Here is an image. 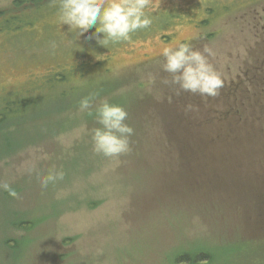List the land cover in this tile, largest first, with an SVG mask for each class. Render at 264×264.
Instances as JSON below:
<instances>
[{
    "label": "rangeland",
    "instance_id": "1",
    "mask_svg": "<svg viewBox=\"0 0 264 264\" xmlns=\"http://www.w3.org/2000/svg\"><path fill=\"white\" fill-rule=\"evenodd\" d=\"M13 1L0 0V9ZM46 1L25 14L19 10L18 29L0 19V114L13 112L0 121V182L19 194L0 190V264H264V218L248 220L252 206L233 196L264 197V177L251 179L253 188L245 190L233 186L234 178L229 187L199 185L197 165L170 160L168 152L180 146L162 141L163 127L153 124L167 111L147 112L135 99L170 79L162 50L188 43L214 53L209 60L223 82V111L250 100V114L264 115V92L256 96L252 89L264 91V0H150L152 25L108 47L88 39L95 26L74 39L61 22L60 0ZM89 94H98L92 116L79 111ZM165 95L172 97L167 85ZM116 96L128 98L126 123L134 134L131 151L110 159L93 152L91 130L99 127L95 106ZM190 106L199 116L205 108ZM235 120L230 133L238 151L226 150L207 168L227 176L224 166L233 163L250 175L264 170V155L253 149L247 155L252 123ZM172 134L183 135L174 128ZM54 168L63 169L64 179L42 189L39 177ZM23 218L29 230L15 225Z\"/></svg>",
    "mask_w": 264,
    "mask_h": 264
},
{
    "label": "clouds",
    "instance_id": "2",
    "mask_svg": "<svg viewBox=\"0 0 264 264\" xmlns=\"http://www.w3.org/2000/svg\"><path fill=\"white\" fill-rule=\"evenodd\" d=\"M150 0H60V19L62 24L70 26L74 39L95 26V32L88 39L95 38L101 45L129 42L133 34L148 29L153 20L146 12ZM103 33V38L99 34ZM163 71L170 74L162 83L178 86L180 92L198 94L201 97H215L222 87V79L209 57L212 50L205 46L202 50L193 48L188 43H180L176 47H165ZM97 59H100L97 57ZM98 94H89L79 101V111L93 115V104ZM189 107H191L189 105ZM127 110L120 104L104 99L95 106V119L99 127L91 130L92 148L97 155L118 159L131 151L130 137L134 129L126 120ZM43 158H46L43 157ZM35 166L28 168L31 173ZM39 175V174H38ZM62 168L49 170L47 175L39 177L42 189L55 185L64 179ZM0 190L18 198V192L8 182H0ZM61 194L57 193V199Z\"/></svg>",
    "mask_w": 264,
    "mask_h": 264
},
{
    "label": "trees",
    "instance_id": "3",
    "mask_svg": "<svg viewBox=\"0 0 264 264\" xmlns=\"http://www.w3.org/2000/svg\"><path fill=\"white\" fill-rule=\"evenodd\" d=\"M45 3H47L46 0H14L9 8L0 9V19L2 20L1 23H3L5 26H12L14 29H18L19 26H21L19 25V10L23 11V14H25L30 8H41ZM167 86L169 91L172 93V97L170 98H167L165 95L166 85L162 86L159 84L156 86L155 90L146 91L141 97H139L137 94L135 99L141 108L146 106L147 112L149 110L156 109L167 111V117L163 114L159 118L155 119L153 124L163 127L159 129L161 130L160 136L162 141L165 140L167 143H175L180 146L177 151L171 150L172 153L167 151L169 153V157H171L170 160H174L175 158H184V163L182 166L183 168L189 161H192L194 164H196L197 168L194 176L195 179H204V181H202V179L200 180L199 185L213 184L215 186L229 187L231 186L230 178H234L236 182L233 186H235L236 189L245 190L248 188H253L250 180H259L261 177H264V170H256V173H252L250 175L252 170L250 171L242 163H233L231 168L224 166L226 169L231 171V174L227 176V174L220 172L219 170L214 171L213 169L209 170L207 168L208 164H212L211 166H214V162L211 160H221L222 154L226 150L227 151L225 153L227 155L228 153L230 155H234L235 152L238 151L231 142L232 135L230 133V129L233 127L232 123L236 121L235 119H239V122L245 125L252 123L253 128H249L251 136L247 137L248 141L245 143L246 149H249L247 155L252 154L251 149L257 151L260 157L264 155V144H261V140H264V115H261L259 112L250 114L252 107L254 106L253 101L245 100L238 102L236 105L232 106L231 110L227 108L223 111L219 105L220 96L222 94L221 87L218 90V95L215 97L205 96L203 97L202 102V100L199 101L196 99L201 98L200 95L191 94L188 92V94L196 98L181 99L177 97L176 93L178 86ZM259 88L260 87L257 85L252 84V89H255L254 92L257 94L256 96L264 92L259 90ZM157 96L160 97L158 98ZM109 101L111 103L120 104L125 109L127 108L125 104L128 102V98L126 96H116ZM197 104L205 105V108L200 110L201 116L190 113L187 110L189 109L188 105ZM258 109L261 112L260 106ZM10 113L13 114V112H8L7 114L3 113L2 116H5V119L7 117L9 119L12 116ZM255 117L257 120H253ZM2 120L3 118L0 121ZM189 126L193 127L192 129L194 133H186ZM173 128L178 130L183 135H173ZM208 130H212V132L209 133L207 132ZM185 136L189 137L191 140L188 141ZM202 138H204L205 142L201 146L197 145V141L201 140ZM189 146L191 148L188 150ZM181 150L188 152L189 155H186L184 152L179 153ZM143 161L145 160H135L137 164H141ZM199 167H203L204 171H199ZM205 178H208V181L205 180ZM258 180L253 181V183L256 184V181ZM233 196L238 198V200L241 202V205L248 206L247 204H250L252 206L247 214L248 220L257 221L260 219V217L264 218V208L262 206L264 203V197H261V195L254 192L253 194H249L244 191ZM261 207L263 209H260ZM25 222H29V219L23 218L21 221H19V225H15L23 230H29L32 224L22 225ZM198 255L200 256L201 254Z\"/></svg>",
    "mask_w": 264,
    "mask_h": 264
}]
</instances>
